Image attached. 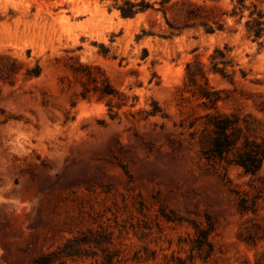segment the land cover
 <instances>
[{
    "label": "rangeland",
    "instance_id": "rangeland-1",
    "mask_svg": "<svg viewBox=\"0 0 264 264\" xmlns=\"http://www.w3.org/2000/svg\"><path fill=\"white\" fill-rule=\"evenodd\" d=\"M115 4L0 0V54L23 65L0 76V264H48L64 245L72 255L54 264H102L108 252L113 264H264V161L251 175L219 159L209 117L238 121L236 147L264 145V39L247 35L248 11L217 15L212 33L180 32L177 6L123 19ZM215 49L228 77L208 71ZM36 60L40 77L25 78ZM75 60L98 83L65 67ZM195 60L216 108L185 84ZM105 83L114 97L95 93Z\"/></svg>",
    "mask_w": 264,
    "mask_h": 264
},
{
    "label": "trees",
    "instance_id": "trees-1",
    "mask_svg": "<svg viewBox=\"0 0 264 264\" xmlns=\"http://www.w3.org/2000/svg\"><path fill=\"white\" fill-rule=\"evenodd\" d=\"M169 1L170 0H162L159 9H155L153 4H149L145 0H140L138 2L122 0L121 5L115 4V6L123 19L133 18L138 13H144L149 10L161 11L165 16L172 6H177V12L184 22L182 27L176 28L180 32L184 29H197L198 27H203L207 33H212L215 31V28L211 23L216 25V29H223V25L219 24L215 19L217 15L224 20L231 18L236 22H240L245 17V12L248 11L245 21L247 35L252 37L253 40L264 39V12L259 9L256 3L250 2L247 4V0H230V11H222L218 6H209L205 3L199 4L192 0H178L173 5L167 6ZM167 24L171 29H174L168 22ZM142 33L145 35L144 31H142ZM66 59L69 58H54L56 64ZM22 66L23 65L20 63L11 59L10 56L0 54V76L4 74H16ZM228 66L229 62L226 60V53L220 49H215L213 54L210 55V67L208 71L219 74L225 78L229 76L227 72ZM65 67L74 75H82L85 76L87 80L95 84L98 83V77L93 73V67L90 65L81 64L75 60V65H65ZM185 72V84L187 83L193 86V90L195 91L193 92L194 95L203 101L202 104L205 107L209 105L212 108H216L220 98L218 93L209 86L204 64L199 60L189 62L185 65ZM41 73L42 67L39 65V61L36 60L32 67H25L24 76L27 79L38 78ZM104 85L103 88H96L95 93L101 98L114 97L117 92L111 89L109 84L105 83ZM149 115L154 114L151 113ZM209 117L211 118L210 124L213 125L212 132L214 134L212 153L228 164L240 166L243 168L245 174H256L264 161V145L245 138L242 142V146L236 147V142L240 137L244 136L242 129L238 127V121L228 116L209 115ZM230 155H232L231 158H228ZM201 236L204 240L207 238L205 232H202ZM65 246L66 245L59 247L56 251L45 255L41 260H45L48 264H54L56 261H59L60 257H69L72 254L64 252ZM115 256L116 255L113 253H106L104 263L102 264H113L112 262Z\"/></svg>",
    "mask_w": 264,
    "mask_h": 264
}]
</instances>
